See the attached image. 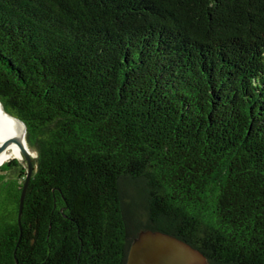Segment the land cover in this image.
Masks as SVG:
<instances>
[{"label": "trees", "instance_id": "trees-1", "mask_svg": "<svg viewBox=\"0 0 264 264\" xmlns=\"http://www.w3.org/2000/svg\"><path fill=\"white\" fill-rule=\"evenodd\" d=\"M0 103V264H264V0H0Z\"/></svg>", "mask_w": 264, "mask_h": 264}, {"label": "water", "instance_id": "water-1", "mask_svg": "<svg viewBox=\"0 0 264 264\" xmlns=\"http://www.w3.org/2000/svg\"><path fill=\"white\" fill-rule=\"evenodd\" d=\"M13 118L16 120L5 118L0 114V136L10 141L17 160L27 167L24 191L33 171V159L36 154L27 152L23 147L20 138L22 127L19 122L23 126V137L26 131L25 125L20 119ZM126 264H208V259L203 252L179 237L147 228L138 231L133 237Z\"/></svg>", "mask_w": 264, "mask_h": 264}, {"label": "bare ground", "instance_id": "bare-ground-1", "mask_svg": "<svg viewBox=\"0 0 264 264\" xmlns=\"http://www.w3.org/2000/svg\"><path fill=\"white\" fill-rule=\"evenodd\" d=\"M2 106L0 104V114L5 117V118H10V119H15L13 117H11L10 115H8L7 113H5L4 110H2ZM16 120V119H15ZM18 121V120H17ZM19 122V121H18ZM19 124L21 125L22 127V130H21V140H22V145L23 147L27 150V152H30V153H33L31 152V150L28 148L27 144H26V141H25V138L23 137V126L22 124L19 122ZM16 158V154L12 148V145L10 143V141L5 138V137H1L0 136V162L2 161H5L7 159H11V158Z\"/></svg>", "mask_w": 264, "mask_h": 264}, {"label": "rangeland", "instance_id": "rangeland-1", "mask_svg": "<svg viewBox=\"0 0 264 264\" xmlns=\"http://www.w3.org/2000/svg\"><path fill=\"white\" fill-rule=\"evenodd\" d=\"M31 152H33V151L31 150ZM11 159H12V158H11ZM8 160H10V159H7V160H5V161H8ZM5 161L0 162V164H2V163L5 162Z\"/></svg>", "mask_w": 264, "mask_h": 264}]
</instances>
